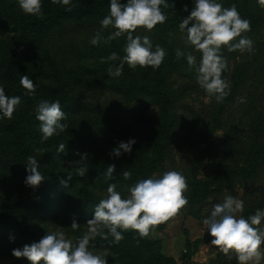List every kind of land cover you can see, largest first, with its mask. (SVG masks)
Listing matches in <instances>:
<instances>
[{
  "label": "rangeland",
  "instance_id": "rangeland-1",
  "mask_svg": "<svg viewBox=\"0 0 264 264\" xmlns=\"http://www.w3.org/2000/svg\"><path fill=\"white\" fill-rule=\"evenodd\" d=\"M1 1L14 10H20L18 0ZM120 2L126 3V0ZM166 2L174 4V8L161 5L167 16L164 24H157L152 32L141 28L134 33V36H149L153 51L156 45L164 48L166 56L158 69L139 66L131 69L126 63L121 76L108 75V68L115 69L117 66L113 61L102 63V59L107 60L113 52L125 53L127 38L122 36L108 43L90 44L97 32L106 39L115 31L112 27L101 28L100 21L109 14L107 6L97 15L62 21L47 29L44 32V53L49 61L41 64L17 62L13 71L16 77L33 76L38 92L45 97L54 94L94 106V114L80 117L78 121L81 122L77 124L68 125L65 120L61 121L67 124V129L47 141H41L39 127L28 141L32 154L41 151L42 155L52 145L65 144V147L75 151L78 156L76 161L96 164L95 178L90 184L79 182L74 188L75 194L88 191L106 199L109 184H115L116 191L127 199L129 188L139 180L156 179L166 171H177L186 178L188 191L185 196L188 199L192 181L206 182L210 193L204 201L194 206L188 202L179 216L161 224L150 233V237L161 240L162 251L166 255L178 259L181 253L186 254L185 264H212L217 248L211 246L213 237L203 226V219L226 196L243 200L245 208L252 197L264 191V168L243 184L237 180L227 182L220 174L222 165L234 168L247 164L257 125V139L260 145H264V22L245 34L253 41L252 52L222 49L227 59L222 79L229 84L228 92L231 79L238 74L235 65L244 62L245 73L233 96L230 98L227 95L222 102H217L215 96H209L197 83L196 71L189 69L186 55L179 59L176 57V50L179 49L185 54H193L197 65L201 60V53L185 43L186 33L179 30V23L190 15L195 6L194 0ZM216 2L225 8L235 4L243 19L250 13L264 20V8L257 0ZM185 6L188 11H184ZM16 36L12 30L0 28V46H5ZM148 72L153 76L146 77ZM158 79L160 84L156 86ZM158 89L163 95L158 94ZM12 120L14 115L11 119H0V211L6 206L16 185V177L10 170V156L6 157V161L1 158V155L5 157L3 149H11L15 141ZM99 123L109 125L110 129L100 132L95 138L91 137V131ZM130 139L136 141L131 153L122 151L119 157L110 155L120 142L126 143ZM229 141L232 143L227 149ZM71 164L74 163L64 162L61 156L50 157L44 163L48 167L47 175L65 174ZM109 165H115L110 179L105 177ZM124 171L131 172L129 179H124ZM29 214L30 231L37 242L47 233L62 231L66 239L75 243L88 230L86 227L74 231L66 224L62 214L48 218L34 209ZM8 228L6 223L0 224V264H27V258L12 255L13 249L20 248L15 245L12 234L5 236ZM208 237L212 239L198 246V239ZM90 251L100 255L105 253Z\"/></svg>",
  "mask_w": 264,
  "mask_h": 264
},
{
  "label": "clouds",
  "instance_id": "clouds-1",
  "mask_svg": "<svg viewBox=\"0 0 264 264\" xmlns=\"http://www.w3.org/2000/svg\"><path fill=\"white\" fill-rule=\"evenodd\" d=\"M195 6L186 18L179 23L181 33H186L185 43L195 51L201 53L200 63L196 57L176 50L179 59L186 55L189 69H195L197 83L209 96H215L217 102H222L229 94V84L222 79V73L227 69V59L222 49L228 52L241 53L253 51V41L245 34L251 31V22L243 19L235 4L223 7L216 0H194ZM53 4L69 6L71 0H52ZM264 8V0H257ZM19 8L27 15H42L41 0H18ZM161 5L174 8L166 0H110L109 14L101 21V28L112 27L115 31L106 39L100 32L90 40L91 45H98L101 41L108 43L116 38L126 36L125 55L119 66L108 68V75L119 77L122 75L124 64L136 69L152 67L158 69L166 52L160 45L155 46L147 35H135L138 29L152 32L157 24H164L167 16L161 10ZM71 11V8H67ZM184 11H188L185 6ZM120 59L113 52L102 63ZM21 86L27 94L35 93L36 85L27 75H22ZM21 104L19 96H6L0 86V119H11L16 108ZM66 113L61 109L59 101H41L36 108V119L40 121L41 141L63 132L67 129ZM136 141L120 142L110 155L119 157L124 153H131L132 145ZM65 144L59 146L58 152H63ZM86 155V154H85ZM27 186L37 187L45 179L38 171L37 161L28 158ZM87 169L78 168L77 174L84 176ZM115 171V165H109L105 177L110 179ZM124 179L131 177L130 171L123 172ZM188 191L186 178L177 171H166L162 177L156 179H142L129 188L130 196L122 198L116 191L115 184H109L107 198L102 199L95 207L94 217L87 221L88 230L74 243L66 239L64 232L47 233L39 242L25 245L23 249H13L16 258H27L31 264H107L105 252L103 255L94 254L89 250L90 240L100 236L108 239L111 235L115 243L124 239L121 231L133 230L141 238H147L161 224L173 220L188 206L185 193ZM244 209V202L234 196H226L222 203H216L209 216L202 224L213 237L211 246L217 248L229 260L235 259L238 264H261L264 260V210L257 209L248 218L238 216ZM71 228L75 231L79 225L73 220ZM107 230L105 233L104 230Z\"/></svg>",
  "mask_w": 264,
  "mask_h": 264
},
{
  "label": "trees",
  "instance_id": "trees-1",
  "mask_svg": "<svg viewBox=\"0 0 264 264\" xmlns=\"http://www.w3.org/2000/svg\"><path fill=\"white\" fill-rule=\"evenodd\" d=\"M41 2L42 15L32 16L25 14L21 9L14 10L0 0V28L10 29L17 34L5 46H0V86L4 88L6 96H19L21 99V104L13 113L14 120L12 122L15 125L14 128L12 125V128L16 131L15 141L11 149H3L2 152H4L5 157L1 155L4 161H6V157L10 156L12 164L10 170L13 171L16 177V185L6 206L0 211V224L6 223L8 225L9 228L5 236L12 234L15 245L20 249H23L25 245L37 242L30 231L29 211L32 209L36 210L38 214H45L48 218H56L62 214L68 226L71 227L73 220H75L79 228L83 229L88 227L87 221L94 217L95 207L102 200V198L90 194L88 191L74 193V188L79 182L89 184L92 182L95 178L96 164L91 163V161H76L78 156L74 154V150L71 151L68 147H65L63 152H58V145L48 147L42 155L41 151L32 154V149L28 143L30 137L34 135L36 127H39L38 133L42 134L40 131L41 122L36 119V108L41 101H59L61 109L66 113L65 123L68 125L81 122L78 119L88 113L94 114V106L84 102H76L74 99L56 97L54 94L45 97L38 92V88H36L34 94L29 95L27 90L20 84L21 78L15 76L13 66L22 61L33 64L48 62V55L44 53V32L54 27V25L61 24L62 21L82 20L97 15L109 6L110 0H71L69 6L53 4L52 0H41ZM68 7L71 8V11L67 10ZM245 19L251 22V29L264 22L263 19L250 13L245 16ZM116 54L120 59L113 61V64L119 66L125 53ZM235 71H238V74L236 78L231 79L228 94L230 98L244 76L245 63L240 62L235 65ZM148 76L153 75L148 72L146 77ZM28 77L33 82L35 81L33 76ZM158 84H160V79L155 83L156 86ZM157 92L163 95L159 89ZM129 115H132V113ZM97 126L91 131V137L95 138L100 132L103 133L110 129L109 125L99 123ZM257 136L258 125L257 128L255 127V142L250 146L245 166L228 168L226 165H222L220 174L225 176V181L237 180L243 184V182L256 176L261 168H264V145H260ZM231 143L232 141L227 143V149ZM54 156H61L64 162L72 161L74 163L69 166V172L61 175H47L48 167L44 163ZM29 157L36 159L38 171L45 178L37 187L27 186L25 183L26 177L29 175L27 171ZM78 168L87 169L84 176L77 174ZM209 193L210 190L206 182L194 180L190 183L188 202L194 206L204 201ZM257 209L264 210V191L255 198H251L250 204L244 208L240 216L248 218ZM14 228L17 229L14 230ZM104 231L107 233L106 229ZM118 231H121L124 236V239L118 244L114 242L111 235L106 240L100 236L90 240L89 250L106 252L107 264H118L122 261L123 264H185V260H187L186 254L181 253L182 255L180 254L178 259L164 254L159 238H152L150 235L147 238H141L133 230L123 231L118 229ZM211 239L212 237L198 239V246ZM261 262V264H264V260ZM215 263L238 264L235 257L229 260L220 252L216 253L212 261V264ZM27 264H31V262L28 261Z\"/></svg>",
  "mask_w": 264,
  "mask_h": 264
},
{
  "label": "crops",
  "instance_id": "crops-1",
  "mask_svg": "<svg viewBox=\"0 0 264 264\" xmlns=\"http://www.w3.org/2000/svg\"><path fill=\"white\" fill-rule=\"evenodd\" d=\"M206 243H208V242H206ZM206 243H205V244H206ZM202 244H204V243H202ZM200 245H201V244H200ZM216 250H217V249H216ZM216 250H215V251H216ZM216 252H218V250H217ZM171 256H173V255H171ZM173 257H174V256H173ZM174 258H175V257H174ZM176 259H177V258H176Z\"/></svg>",
  "mask_w": 264,
  "mask_h": 264
}]
</instances>
